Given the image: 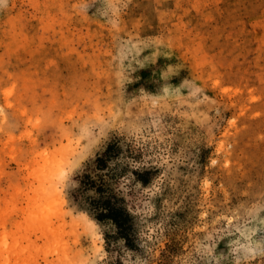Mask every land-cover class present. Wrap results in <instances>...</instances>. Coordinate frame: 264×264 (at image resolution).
Returning <instances> with one entry per match:
<instances>
[{
    "label": "rangeland",
    "instance_id": "374dc122",
    "mask_svg": "<svg viewBox=\"0 0 264 264\" xmlns=\"http://www.w3.org/2000/svg\"><path fill=\"white\" fill-rule=\"evenodd\" d=\"M0 264H264V0H0Z\"/></svg>",
    "mask_w": 264,
    "mask_h": 264
},
{
    "label": "trees",
    "instance_id": "16d2710c",
    "mask_svg": "<svg viewBox=\"0 0 264 264\" xmlns=\"http://www.w3.org/2000/svg\"><path fill=\"white\" fill-rule=\"evenodd\" d=\"M120 154L119 141L108 142L100 154H96L91 164L77 176V192L81 193L83 210L96 222L109 223L115 236L128 248L134 247L131 216L124 206V200L111 187L123 170L117 169V162L110 165ZM144 183L143 178H138Z\"/></svg>",
    "mask_w": 264,
    "mask_h": 264
}]
</instances>
